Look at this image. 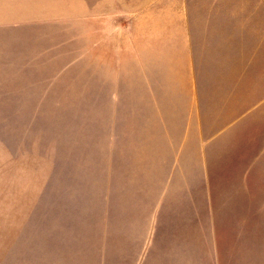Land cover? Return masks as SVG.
Here are the masks:
<instances>
[{
	"label": "rangeland",
	"instance_id": "374dc122",
	"mask_svg": "<svg viewBox=\"0 0 264 264\" xmlns=\"http://www.w3.org/2000/svg\"><path fill=\"white\" fill-rule=\"evenodd\" d=\"M52 242L264 264V0H0V264Z\"/></svg>",
	"mask_w": 264,
	"mask_h": 264
},
{
	"label": "crops",
	"instance_id": "0c3cea01",
	"mask_svg": "<svg viewBox=\"0 0 264 264\" xmlns=\"http://www.w3.org/2000/svg\"><path fill=\"white\" fill-rule=\"evenodd\" d=\"M52 243H53V246H52V244L49 245L47 250H45V248H42V246L39 245L41 247L42 259L44 260V258L46 257L45 260H44V262H45L46 259L48 258L47 259L48 260V264H56V262L54 263L53 258L51 259L50 254H57V253H59V251L63 252L62 248H59V247L55 246L54 242H52ZM48 250L50 251V253H48ZM37 253H38V255L40 254V249H37ZM48 254H49V256H48ZM22 257H23V264H25L24 252H22ZM36 264H40V263L37 262V260H36Z\"/></svg>",
	"mask_w": 264,
	"mask_h": 264
},
{
	"label": "water",
	"instance_id": "95a60500",
	"mask_svg": "<svg viewBox=\"0 0 264 264\" xmlns=\"http://www.w3.org/2000/svg\"><path fill=\"white\" fill-rule=\"evenodd\" d=\"M45 198H46V199H45L44 201L48 200V198H49L48 195H46ZM35 215H36V214H35ZM35 215H34V216H35ZM55 219H58L56 215H53V216H47L46 220L49 221V222H47V223L45 222V223H46L47 225H48L50 222L53 223V221H54V223H57V222H55V221H56ZM46 220H45V221H46ZM76 233H77V232H76ZM66 234H67V233L62 232V235H66ZM23 237H24V236H23ZM21 242L23 243V239L21 240ZM21 245H22V244H21ZM18 247H19V246L15 247L16 249H13L11 252L14 253V252L18 249ZM22 252H23V249H22ZM13 253H12V255H11L12 257L9 256V258H12V261L14 262V258H13L14 254H13ZM22 258H23V257H22ZM13 262H12V263H13ZM9 263H10V262H9Z\"/></svg>",
	"mask_w": 264,
	"mask_h": 264
}]
</instances>
